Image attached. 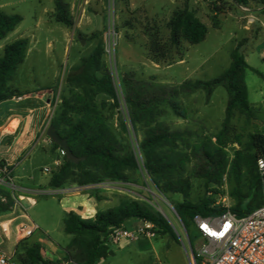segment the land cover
Listing matches in <instances>:
<instances>
[{"label":"rangeland","instance_id":"374dc122","mask_svg":"<svg viewBox=\"0 0 264 264\" xmlns=\"http://www.w3.org/2000/svg\"><path fill=\"white\" fill-rule=\"evenodd\" d=\"M53 1L0 0L1 12L18 14L22 18L1 43L7 45L20 37H28L31 41L29 48H33L17 67L8 84L13 89L23 91L53 89L51 104L54 106L40 128L43 140L34 144L29 161L34 165L35 182L26 179L22 183L27 186L39 183L43 186L48 173H43L40 168H52L55 158L62 159L60 150L52 149V142L45 132L51 117L59 113L60 98L68 96L69 87L65 78L77 71L80 59L87 56L97 41L101 40L104 47L103 59L112 73L119 104L114 106L106 97L98 96L97 107L115 135L137 156L139 167L137 171H128L124 181L103 180L96 184L78 186L72 178L64 186L67 190L62 191H90V194L86 193L88 196L93 193L103 201L100 203L101 210L117 207L127 200H136L162 216L177 238L175 242L167 234L156 232L150 238L140 236L133 240H121L117 245H109L113 255L100 264H191L192 249L198 234L193 224L185 225L175 206L180 203L196 205L208 195L214 200L213 205L232 208L237 204V198L233 194L234 183L225 175L218 185L206 188L204 180L194 176L195 162L191 161L183 174L191 183L188 197L184 199L178 194H165L160 189V183L151 179L141 164L138 145L142 130L130 121L122 101L120 77L130 71L137 79L172 86L185 80L208 81L228 68L230 54L237 48L238 53L257 73L251 69L245 72L249 109L245 113L239 110L233 112L230 141L225 146L230 160L235 150L243 148L250 134L264 135V44L260 27L253 24L245 28L244 19L250 12H259L264 5L260 0L248 1L246 4H235L231 0H63L68 4L74 22L68 28L55 22ZM179 8L192 11L206 25V36L198 44L183 42L181 61L175 58L171 65L155 64L148 58L149 38L165 42L168 37L167 24L173 12ZM92 34L96 38H92ZM177 100L185 118L177 116L169 107L164 106L158 119L172 130H186L188 134L185 138L190 146L219 131L227 103V93L222 86L213 90L209 100L205 99L203 91ZM236 138L240 139L241 145L234 143ZM180 148L185 149L184 144ZM38 188L43 193L34 197V205L29 207L25 201L23 203L30 221L39 229L33 234V240L30 237V240L19 245L17 253L22 254L24 245L31 246L33 241H37L45 250H51V245L62 248L59 260L63 261L64 250L71 236L63 231L65 215L58 204L59 197L48 193V189ZM247 188V182H242L241 189L244 193ZM257 203L258 199L252 205ZM5 216L0 213V221ZM0 245L9 252L14 249L13 240L5 243L1 234ZM42 255L51 261L56 259L47 252Z\"/></svg>","mask_w":264,"mask_h":264},{"label":"trees","instance_id":"16d2710c","mask_svg":"<svg viewBox=\"0 0 264 264\" xmlns=\"http://www.w3.org/2000/svg\"><path fill=\"white\" fill-rule=\"evenodd\" d=\"M231 1L246 4L252 0ZM260 2L264 5V0ZM53 4L55 22L71 28L74 22L68 4L63 0H54ZM21 20L18 14L0 11V40L12 32ZM167 28L168 37L165 42L149 38L148 58L155 64L171 65L175 58L181 61L182 43L198 44L207 33L206 25L185 8L173 12ZM92 38L96 36L92 34ZM27 44L26 38H20L3 48L0 56V102L18 94L7 84L23 62ZM103 57V42L99 40L90 53L80 59L77 71L65 78L69 87L68 96L60 98L59 113L51 117L49 125L66 140L77 162H71L62 156L60 164L51 172L48 183L51 189L64 187L72 178L78 186L96 184L103 180L124 181L128 171L138 170L137 156L115 135L97 107L98 96L106 97L114 106L119 104L112 73ZM230 59L228 68L208 81L185 80L172 86L137 79L130 71L120 77L122 101L130 121L142 130L138 145L141 164L146 174L160 183V189L165 194H178L184 199L188 197L191 183L183 174L191 161L195 162L194 176L203 179L206 188L218 185L225 175L234 183L233 194L237 198V204L232 208L213 205L214 200L208 195L196 205L177 204L175 210L186 226L192 224L194 216H219L226 211L243 216L262 204V183L257 171V160L264 158V135L250 134L243 148L235 150L230 160L225 152V146L230 141V121L234 110L245 113L249 109L244 78L246 70H253L237 48L231 52ZM217 86L225 89L227 103L221 128L214 136H205L190 146L186 142V130H172L165 122L159 121L164 106L169 107L177 116L185 118L177 99L203 91L205 99L209 100ZM234 143L241 145L239 138ZM183 144L185 149L180 148ZM52 149L60 150L54 143ZM244 181L248 184L246 193L241 189ZM0 193L7 197L5 203L0 202V213H4L11 206V199L5 188L0 187ZM85 193L90 194V191ZM90 196L100 201L93 193ZM257 199L258 203L253 206ZM130 221H137V224H129ZM144 221L152 223L156 232L167 234L172 241L177 242L171 226L162 216L136 200H127L117 207L97 211L93 219H83L74 212L65 214L63 231L71 239L64 250L63 261L45 259L39 243L24 245L23 253L18 254L19 245L27 239L16 245L15 259L19 264H98L113 255V251L105 243L111 228L133 229Z\"/></svg>","mask_w":264,"mask_h":264},{"label":"built area","instance_id":"2783aa9c","mask_svg":"<svg viewBox=\"0 0 264 264\" xmlns=\"http://www.w3.org/2000/svg\"><path fill=\"white\" fill-rule=\"evenodd\" d=\"M264 16V6L262 7ZM248 23H252L249 20ZM264 61V46L262 49ZM61 155L63 152L60 150ZM47 168L44 172H47ZM257 171L262 183V204L246 215L237 216L226 211L219 216H194L192 224L198 234L193 246L191 264H264V158L257 160ZM0 187L7 190L11 206L0 222V232L5 243L11 239L14 249L9 252L0 246V264H19L15 259L16 245L39 228L31 222L25 201L29 207L34 205V197L43 193L41 190L19 187L11 181L6 164L0 163ZM7 197L0 193V202L5 203ZM156 227L150 222H142L133 229L111 228L105 243L117 245L121 240H133L140 236L153 237Z\"/></svg>","mask_w":264,"mask_h":264},{"label":"crops","instance_id":"0c3cea01","mask_svg":"<svg viewBox=\"0 0 264 264\" xmlns=\"http://www.w3.org/2000/svg\"><path fill=\"white\" fill-rule=\"evenodd\" d=\"M262 7L261 10L255 12V14L248 11L250 14L244 19L246 22L245 28H249V26L253 24H257V26L260 27L262 42L264 44V16L262 13ZM249 20H252V23H248ZM6 37L0 40V50L2 51L6 45L2 44L1 41ZM20 38H26L28 42L24 57L25 60L29 51H32L33 48H29V44H31L30 38ZM7 85L12 91L18 92V94L9 99L0 102V163L8 166L11 181L19 187L27 189L39 190L38 187L48 189V193L55 194L59 197L58 204L64 215L69 212H74L83 219H93L97 211H102L100 209V203L103 201L97 202L93 197L88 196L86 193H66V191H62L67 190V187L58 189H51L48 187L51 172L61 162L58 158L54 159L52 168H47L46 166L40 168L43 173H48V178L43 186L39 183H34L36 185L32 186H27L22 183L23 180L26 179L30 182H35L33 176L34 165L29 161L31 160V153L34 144H36L38 140H43L40 128L48 118L50 110L54 106L51 104L53 89L38 88L31 91H23L13 89L9 84ZM45 168H47V172H44ZM129 224L135 225L137 224V221H130ZM30 237L32 238L31 240H33V235ZM30 237L27 238V240H30ZM37 240L39 241V239ZM33 243L38 242L33 241ZM3 244L4 243H2V245ZM50 247H52L51 250L42 249V253L45 254V252H47V254L54 255L56 258L55 260H59L63 252L62 248L53 245Z\"/></svg>","mask_w":264,"mask_h":264},{"label":"water","instance_id":"95a60500","mask_svg":"<svg viewBox=\"0 0 264 264\" xmlns=\"http://www.w3.org/2000/svg\"><path fill=\"white\" fill-rule=\"evenodd\" d=\"M82 43V40H80ZM47 138L54 144H56L60 150L63 152L64 156L71 162L76 163L77 159L73 156L71 151L69 150L66 140L61 138L55 131L52 126H48L45 132Z\"/></svg>","mask_w":264,"mask_h":264}]
</instances>
